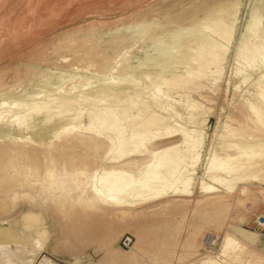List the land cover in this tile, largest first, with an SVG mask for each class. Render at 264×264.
I'll return each instance as SVG.
<instances>
[{"label":"bare ground","instance_id":"6f19581e","mask_svg":"<svg viewBox=\"0 0 264 264\" xmlns=\"http://www.w3.org/2000/svg\"><path fill=\"white\" fill-rule=\"evenodd\" d=\"M248 3L249 19L238 38L237 27L244 0H213L201 15L196 14L194 20L191 18L190 26L183 25L177 34L170 35L174 34L171 28L169 34L164 32L162 36L160 32L161 37L154 36L156 39L150 41L151 45L143 50L142 57L131 54L127 57V53L121 51L122 54H114L116 45L122 43L123 37L119 35L113 46L104 44L102 39L99 47L89 48L91 39H88L90 43L87 39L80 42L86 37L82 38L84 31L77 34L82 44L72 40L74 34L70 33L71 41L66 39L71 43L68 42L69 48L66 47L72 58L64 55L55 60L70 69L65 76L76 83L81 82L70 81V87L62 86L65 81L62 72L66 68L62 69L58 76L64 80L57 81L60 86L54 88L53 94V87L52 92L47 93L37 87L31 93L17 91L36 76L35 84L41 83L44 89L48 88L53 84L52 76L58 74L48 68L36 71L37 67L32 69L34 63L22 62L12 68L16 80H7L10 72H0V264H57L47 256H40L49 233L40 204L47 200L62 198L64 201L57 208L65 206L67 200L122 217L139 205L167 197H191L195 188L204 194H216L222 188L226 189L238 206L242 203L240 194H232L236 185L247 180H264L258 175L264 172V0H249ZM148 27L143 28L149 30ZM150 28L153 29L152 25ZM98 39H94V45L101 42ZM233 45L235 77L241 84L249 82L257 91L252 96L254 99L243 98L246 117L255 130L236 141L238 133L231 130L228 123L214 133L219 143H213V140L207 146L208 135L201 124L208 120L198 121L203 102L190 99L189 94L202 80H212L211 83L217 85L225 78L226 74L222 76ZM100 58L102 65L100 63L95 72L108 76L105 81L103 75H99L103 78L102 83L97 86L94 83L92 87L91 81L85 80V84L84 80L75 79L80 76L78 71L84 69L80 68L81 64L96 67ZM120 72L124 76H135V79L123 77L124 80L117 75L118 80L114 73ZM254 75L258 77L253 78ZM87 76L84 79L91 78ZM91 76L93 79L94 75ZM81 77L84 76L78 79ZM226 83L229 88L230 79ZM182 91L189 94L180 95L176 101L174 95L178 96ZM246 92L250 93L249 90ZM50 93L52 95L48 96ZM176 104L186 106L183 109L184 112L188 109L189 115L185 117ZM32 125L38 128L35 130L34 127L36 132L27 137ZM24 139L31 141L30 152L28 146L19 144ZM54 140L58 144L53 146ZM46 142L53 150L46 151L42 159L36 147H43ZM201 166L203 176L197 177ZM38 198L41 199L39 202ZM17 200L22 203L19 205ZM73 206L67 208L71 210ZM63 210L66 209L61 212ZM236 229L241 238L227 232L219 254H200L191 264H230L233 261L242 264L243 255L256 244L258 236L247 229ZM113 259L123 263L122 259Z\"/></svg>","mask_w":264,"mask_h":264},{"label":"rangeland","instance_id":"374dc122","mask_svg":"<svg viewBox=\"0 0 264 264\" xmlns=\"http://www.w3.org/2000/svg\"><path fill=\"white\" fill-rule=\"evenodd\" d=\"M207 1L208 3H206ZM211 1L213 2V0H0V72H10L11 76H9L7 80H16L12 68L22 62H28L34 63L35 66L32 69L36 70L38 68L36 71L40 68L44 70L49 69L52 73H58H53L56 76L63 71L62 69L66 68V71L64 70V72H62L64 77V74L68 73L69 68L64 65L60 66V64L56 63L55 59L59 56H68L70 49H68L69 52H67V44L71 41L72 35L74 34L72 40H76L78 43L81 37L77 34L80 35L83 31L84 35L81 34L82 38L83 36L86 37L80 42H86V39H91L92 43L91 46L88 44L90 47L88 45H86V47H99L102 43V39L104 44L113 46L116 39H119L117 38V35H119V37H123L121 39L122 43L119 44L118 47L116 45L115 51L112 49L114 54H122L125 52L127 53V57L130 56V54L131 56L133 55V57H142L143 50L151 45V40L154 41L158 38L157 35H159L160 32H162L160 35L164 34V32L169 34L173 30L174 34L170 33V35L177 34L179 30H182L181 28L183 25H187L186 27L190 26L189 24L195 17L201 15L202 10L209 7L212 3ZM248 1L249 0H244L236 38L240 36L241 31L245 28V24H247L249 19ZM63 8H67L65 10L68 11L66 15ZM159 12L162 15H160ZM164 12L165 14H163ZM199 12L200 14H198ZM191 18H193V20H191ZM184 21L190 22L184 23ZM146 22L147 24H145ZM153 24L157 27L154 28ZM129 25L132 27L127 28ZM151 25L154 31L150 28ZM134 26H137L136 29ZM168 26L170 28H168ZM143 27H148L149 30ZM129 30L131 33H129ZM166 30H168V32ZM68 33L70 38L67 36ZM70 33H72L71 36ZM75 34L77 36L76 39H74ZM120 34L124 36H120ZM125 35H127L128 38L127 36L125 37ZM112 36H114V38H112ZM154 36L157 37L155 38ZM97 37H101V39ZM66 38L70 39V41ZM94 39H98L101 42L99 41L100 43H98L97 41L94 45ZM92 40L94 41L92 42ZM143 41L144 43H142ZM61 44H63L64 47ZM140 48L142 50H140ZM234 50L235 45H233L232 53L225 65V71L222 76L223 78L226 74L225 78H223L224 81L221 79L219 84L214 85L211 83L212 80H202L199 87L194 86V91H192L193 88L188 90L189 93L192 91L190 94L188 91H182L178 96L176 94L174 95L176 101H179L178 97L185 93L186 95L189 94L190 99L192 97L196 102H203L201 103L203 104L201 108L202 111H198V121H204L203 119H206V121L208 120L201 124L208 135L207 146L212 144L211 142L213 140V143H219V140L215 138V134L221 126L223 127L228 123L231 130L238 133V139L236 140L235 138L236 141L254 133L255 130L254 124L246 117L247 110L244 106L243 98L245 96L253 98L252 96H254L257 91L249 82L245 85L241 84L239 79L235 77L234 71L236 65L232 56V54L234 55ZM112 52L109 54L112 55ZM68 57L69 59L72 58H70V56ZM97 60V64L94 65L96 67H88L86 63H83L84 65L81 64L80 68L83 67L84 69L81 68V71H78V76L84 77L78 79L79 76L75 79L79 81L84 80L85 84L91 81V86H95V84L96 86L97 84L99 85L101 82L100 80L103 78V81H105V77L108 78V76H104L100 73L99 75H103V78H101L102 76L96 75L99 73L95 71H98V68H100L99 64L101 63V58ZM134 61L136 60L134 59ZM134 64L137 63L135 62ZM86 67H88V69ZM114 74V77L118 80L120 79L119 76L122 79H135V76H124L122 72H120V74ZM91 75H94L95 78L93 77V79L95 81L91 79ZM56 76H52L53 84L46 89L43 88V84L41 83V85L35 84L36 82L34 79L38 80L36 76L32 81H29V84L28 82L26 83L28 85H25V87L23 85L24 88L20 87L17 91L19 93H23L24 91L31 93V91L33 92L34 89V91H36L38 88V90H44L45 93H47V91L52 92L53 90V94L55 91L54 88L60 86V83L57 81L63 82L64 78L65 81L63 85L61 82V85L66 88H68V86L70 87L72 83L80 84L81 82L76 83L77 81H71L69 76H65L64 78L62 76L61 78ZM85 76H87L86 78L91 77V80L89 78L84 79ZM66 77H68V81ZM96 77H98V79H96ZM257 77V75H254L253 78ZM225 79L226 82H229V79L231 81L229 88ZM96 81L99 82L96 83ZM239 83L240 87L236 89V85ZM34 84L36 86H34ZM90 85L86 87H91ZM245 90H249L250 93H247ZM52 94L50 93L48 96ZM184 99H186V97H184ZM176 105L177 108L179 107L178 109L181 113L183 112L185 117L189 115L188 109L185 111L186 113L184 112L186 106L181 107L179 104ZM38 122L39 121L36 123ZM216 126H218L217 129ZM34 127L35 125H32L31 129L34 130L36 128L35 130H37L38 127ZM31 129H29L31 132L28 130L26 136L28 134L31 135L32 132H36ZM32 135L30 137H32ZM260 138L263 139V137ZM23 141H19V144L28 146V151L30 152L29 142L31 141L25 140V143ZM47 143L48 142H46V144ZM56 144H58V142L54 140L53 146ZM48 145L49 144L43 147H36V152L42 159L47 153L46 151L50 150L52 152L53 150L52 146L48 147ZM207 150L206 148L204 159ZM56 153L57 152L54 151L55 155H57ZM203 173L204 168L201 166L197 171V177L203 176ZM258 175L259 178L264 179L263 171ZM261 187H264V180H247L244 183L237 184L232 194H240L242 203H244L238 206L235 205L236 200L229 197L230 193L226 189L222 188V190L216 194H204L200 189L195 188L194 194L191 197H167L149 204L139 205L134 210L129 211L130 213L126 212L125 216L122 217H119L120 215L118 216V213L114 214L111 211L100 210L95 207L93 208L67 200L66 205L64 204L65 206H63L64 208H60L61 206L57 208V205H61L62 201H64L62 198L47 200L48 202L44 201L40 204L43 208L41 209L44 213V224L47 223L49 232L44 240L47 242H45V248L40 256H47L52 262L57 264H191V262H195L200 254H209L213 256L219 254L224 235L229 232L241 238L242 235L238 234L236 229L241 228L256 232L259 240H257L256 244L252 245L250 250L243 255L242 264H245V262L247 264H264V238L259 235L256 222L258 216L264 215V191H261ZM243 189L245 190L244 193ZM226 197L227 199H225ZM21 199H23L22 202L25 201V198ZM40 200V198L37 199L38 202ZM17 201L19 205L22 203L21 200ZM231 204L232 206H229ZM72 206L73 208H71V210L67 208ZM62 209L66 210L61 212ZM126 234H132L136 238L135 246L131 250H124L120 245L122 237ZM208 235L219 236V238H217V246L212 249L205 247L204 239ZM113 258L122 259L123 263H119ZM230 264H238V262L233 261Z\"/></svg>","mask_w":264,"mask_h":264},{"label":"built area","instance_id":"2783aa9c","mask_svg":"<svg viewBox=\"0 0 264 264\" xmlns=\"http://www.w3.org/2000/svg\"><path fill=\"white\" fill-rule=\"evenodd\" d=\"M257 226L258 232L261 237L264 238V215H260L257 217ZM136 238L132 234H126L122 237L120 245L124 250H131L135 246ZM205 247L206 248H214L218 244L217 237L214 235H208L204 239Z\"/></svg>","mask_w":264,"mask_h":264}]
</instances>
